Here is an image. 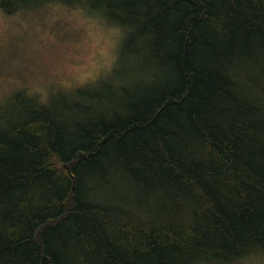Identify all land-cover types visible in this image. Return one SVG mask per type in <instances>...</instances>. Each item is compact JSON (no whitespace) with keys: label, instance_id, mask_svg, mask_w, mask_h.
Returning <instances> with one entry per match:
<instances>
[{"label":"trees","instance_id":"trees-1","mask_svg":"<svg viewBox=\"0 0 264 264\" xmlns=\"http://www.w3.org/2000/svg\"><path fill=\"white\" fill-rule=\"evenodd\" d=\"M80 6L123 32L111 83L0 115V264L264 256V0Z\"/></svg>","mask_w":264,"mask_h":264},{"label":"rangeland","instance_id":"rangeland-1","mask_svg":"<svg viewBox=\"0 0 264 264\" xmlns=\"http://www.w3.org/2000/svg\"><path fill=\"white\" fill-rule=\"evenodd\" d=\"M122 30L80 6L46 3L6 15L0 10V115L22 95L45 103L111 83ZM237 264H264V256Z\"/></svg>","mask_w":264,"mask_h":264}]
</instances>
